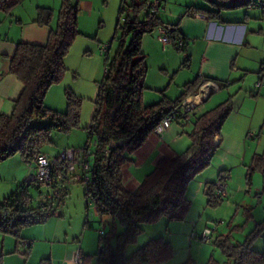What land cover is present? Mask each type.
Instances as JSON below:
<instances>
[{
    "label": "trees",
    "instance_id": "trees-1",
    "mask_svg": "<svg viewBox=\"0 0 264 264\" xmlns=\"http://www.w3.org/2000/svg\"><path fill=\"white\" fill-rule=\"evenodd\" d=\"M20 1L0 0V11L9 12ZM250 1L240 0L233 4L232 0H207L210 8L190 5L185 14L200 12L214 19L219 18L222 8L236 5L259 7L251 5ZM143 8L148 11L140 19ZM127 10L132 12L133 17L124 16L123 25L117 24L116 32L119 30L122 34L114 56L110 57L108 53L110 45L105 52L106 71L99 83L91 124L86 127L87 140L84 144L93 140L95 145L91 149L90 176L85 182L84 195L87 201L93 202L97 214H110L123 226V231L115 235L114 248L107 237H100L103 243L96 253L98 264H159L173 255L170 241L162 236L148 240L130 256L124 255V248L143 231L142 222H152L161 216L178 220L184 218L190 205L185 197L186 186L210 164L220 145L221 129L231 111V98L204 113L193 114L188 121L193 127L189 132L191 142L187 149L178 156L159 158L139 186L134 191L127 190L122 182L121 166L128 155L142 145L171 110L177 108L190 93H196L198 85L197 79H194L186 83L184 90L173 100L161 97L157 102L143 103L148 65L141 50V39L164 22L149 11V0L138 3L132 0L130 5L122 0L119 13ZM78 12L77 2L61 0L56 22L52 26L53 10L37 7L35 22L50 28L46 43H17L10 58L9 71L22 82L23 89L14 102L11 114H0V163L19 155L35 167L37 154H46L40 147L49 141L51 131L67 132L78 126L80 101L71 92L66 91L67 109L64 112L52 111L44 105L50 86L61 80L66 70L65 57L80 33ZM177 25L170 28L173 39L179 37ZM125 36H130L127 45ZM44 116H49L47 125L34 124L36 119ZM255 170L264 176V150L253 155L247 169L248 181ZM67 171L62 163L56 162L53 167L55 182L51 190L23 179L15 190L0 198V233H11L17 238L16 251L23 240L20 236L23 227L43 223L50 216H55L58 210L55 203L62 201L55 184L57 177L65 176ZM222 171H219L218 178ZM205 185L208 203L217 205L218 200L212 197L214 184L206 182ZM43 195L46 197L39 199ZM216 243L231 261L230 264H264V252L253 250L249 240L232 244L228 236L220 235ZM30 244L31 252V241ZM84 259L86 264L90 263L88 255L84 254ZM37 264L53 263L51 258L45 257ZM181 264L194 262L188 259Z\"/></svg>",
    "mask_w": 264,
    "mask_h": 264
},
{
    "label": "rangeland",
    "instance_id": "rangeland-1",
    "mask_svg": "<svg viewBox=\"0 0 264 264\" xmlns=\"http://www.w3.org/2000/svg\"><path fill=\"white\" fill-rule=\"evenodd\" d=\"M73 1L77 2L79 7L80 33L65 57L66 70L61 80L48 89L44 105L52 111L64 112L67 109L66 91L71 92L80 101L79 123L67 132L56 130L50 132L49 141L44 142L40 147V150L50 157L57 156L67 147H82L86 142V127L91 124L99 83L104 75L106 54L101 52V48L110 45L108 53L113 57L120 45L122 34L119 30L116 32L117 24L123 25L124 16L133 17L132 12L128 10L119 13L122 0ZM126 1L128 5L132 3V0ZM142 1L135 0L137 3ZM163 1L167 11L175 9L179 2V0ZM184 1L187 0H180L179 3ZM196 1L197 5L209 7L207 0ZM37 2L21 0L18 10L30 6L34 9L38 4L51 8L57 16L61 0H37ZM24 10L28 12L27 9ZM147 11L146 8L140 11V19L146 16ZM125 37L127 45L130 36ZM179 54L183 60V51ZM150 57L153 61V55L150 54ZM170 59L174 61V58ZM151 61L147 64V72L158 74L155 64ZM184 72L186 74V71ZM183 74V72L178 73L176 81H180ZM259 75L256 82L259 80ZM250 76L248 75V78ZM255 83L254 87L250 83H247L249 86L246 84L252 92L248 91L246 95L242 94L240 97L230 99L231 111L221 129L220 145L210 164L186 186L185 197L190 201V205L184 218L178 220L161 216L152 222H142L143 231L133 242L125 246V256H130L148 240L159 236L169 240L173 248V255L159 264H181L188 259L194 264H230L231 261L216 243L220 235L228 236L232 244L249 240L253 250L264 252V176L255 170L250 181L247 180V169L253 155L264 150V84L260 86V90H257ZM217 92L212 93L215 97L208 103V107H214L221 101L216 97L220 94ZM48 121L49 116H44L36 119L34 124L45 126ZM232 139H240V143L233 144ZM222 160L227 163L224 166L227 170H223L220 176L227 177L226 193L218 194L215 183L220 178L218 173ZM27 168L30 170V167ZM30 173L33 174L28 171L26 175ZM82 173V170L75 165L68 169L65 176L57 177L62 201L60 203L57 201L55 208L61 212L60 216L52 215L43 223L28 225L20 230L21 238L32 241L29 255L22 254L25 249L22 245L20 247L18 245V252L16 251L17 238L13 234L0 233V264H37L45 257L53 260L68 247L74 250L80 248L89 256L91 264H98L96 253L103 243L100 240L99 230L104 231L103 237H107L109 244L115 247V235L123 231V226L110 214L96 213L93 202L85 198V182L75 178L77 174ZM205 177L214 184L212 197L218 200L217 205L208 203L206 183L200 185ZM21 180L14 185L12 182L9 183L8 179L0 181V189H5V191L0 190L1 198L15 190ZM205 228L212 231L210 243H204L199 238Z\"/></svg>",
    "mask_w": 264,
    "mask_h": 264
},
{
    "label": "crops",
    "instance_id": "crops-1",
    "mask_svg": "<svg viewBox=\"0 0 264 264\" xmlns=\"http://www.w3.org/2000/svg\"><path fill=\"white\" fill-rule=\"evenodd\" d=\"M239 1L232 0V3L236 4ZM179 2L175 9L159 11L157 16L170 27L178 23L176 31L184 39L182 47L173 43L163 46L158 40L157 28L151 33L144 34L141 39V50L146 56L147 64L151 61L150 54L153 55L154 59L151 62L158 70V74L146 72L145 88L142 93L143 103L151 104L161 97L173 100L184 90V85L194 79L198 82L196 91L204 80L216 82L219 85L217 93L220 94L216 95L221 100L219 103L228 97L236 98L242 94L246 95L248 91H251L250 87L247 88L248 84L254 87L264 63V10L257 6L236 5L222 8L219 11V18L213 19L200 12L194 15L185 14L190 5L210 8V4L206 7L197 5L196 0ZM19 4L21 3L15 5L9 12L0 11V114L7 115L11 114L14 102L23 89L22 82L9 71L10 58L15 52L17 43L44 44L50 30L49 26H40L35 22L37 7L44 6L37 4L34 9L30 6V8L23 7V10L19 11ZM24 9L28 12L26 13ZM55 16L54 14V18ZM53 20L50 24L52 26L55 24ZM180 51L184 53L183 60L180 57ZM170 58H174V61ZM180 72L184 73L182 79L176 81L177 74ZM248 75L251 76L248 78ZM172 85H174L173 90ZM257 90H260V87ZM194 94V92L190 93L186 99L191 100L190 97ZM213 97L215 96L211 93L204 99L194 114L204 113L214 108L216 105L208 107ZM192 127V122L185 124L173 122L162 133L152 132L122 164L124 187L134 191L159 158H171L183 153L190 145L189 132ZM232 143L239 144L240 139H232ZM225 164H227L225 160H222L219 169L227 170L224 167ZM26 165L30 167V170ZM28 171L34 172V164L28 163L19 155H14L0 163V181L8 179L9 183L12 182L14 185L20 179L23 181ZM203 182H210V180L205 177L200 185ZM55 185L59 187L58 181ZM0 190L5 191L3 188ZM73 250L72 247L65 248L59 256L53 258L52 263L61 264L62 259Z\"/></svg>",
    "mask_w": 264,
    "mask_h": 264
},
{
    "label": "built area",
    "instance_id": "built-area-1",
    "mask_svg": "<svg viewBox=\"0 0 264 264\" xmlns=\"http://www.w3.org/2000/svg\"><path fill=\"white\" fill-rule=\"evenodd\" d=\"M251 5L256 4L260 8L264 9V0H251ZM166 10V5L163 0H149V11L157 14L159 11ZM158 40L163 46L173 43L178 47L184 45V39L179 36L173 39L170 33V26L166 23L160 24L157 27ZM108 49V45H104L101 48V52L105 53ZM106 69L104 68V72ZM264 84V69L260 71L259 80L255 83V88L258 89ZM219 85L212 81H203L197 88L194 98L191 100L185 99L177 108L171 110L153 129V133L159 134L166 130L173 122L187 123L192 118L194 111L198 105L203 102L211 93L217 91ZM196 97V100H195ZM217 140V139H216ZM95 145V141H89L88 144H84L82 147L74 148L67 147L61 151L57 157L50 158L44 153H38L35 159V167L33 174L30 173L25 176L27 182L32 181L39 185L51 190L52 185L55 182L53 167L56 162L62 163L66 169L77 165L81 170L82 174H77L75 178L79 181L86 182L89 179L88 172L90 168L91 149ZM108 152V150H107ZM30 163V162H28ZM226 175L219 178L215 183V188L218 194L226 193ZM43 195L39 199L45 198ZM55 216H59V211L55 212ZM100 237H103L104 231L99 230ZM212 231L209 228H205L200 235V240L204 243L211 242ZM21 245L25 248L22 251L23 255L30 253V241L23 239ZM61 264H86L84 254L80 248L73 250L68 256H65ZM91 264V263H89Z\"/></svg>",
    "mask_w": 264,
    "mask_h": 264
},
{
    "label": "bare ground",
    "instance_id": "bare-ground-1",
    "mask_svg": "<svg viewBox=\"0 0 264 264\" xmlns=\"http://www.w3.org/2000/svg\"><path fill=\"white\" fill-rule=\"evenodd\" d=\"M190 98H193V96H191ZM196 98V97H195Z\"/></svg>",
    "mask_w": 264,
    "mask_h": 264
},
{
    "label": "water",
    "instance_id": "water-1",
    "mask_svg": "<svg viewBox=\"0 0 264 264\" xmlns=\"http://www.w3.org/2000/svg\"><path fill=\"white\" fill-rule=\"evenodd\" d=\"M201 83H202V82H201ZM199 86H200V85H199ZM199 86H198V87H199Z\"/></svg>",
    "mask_w": 264,
    "mask_h": 264
}]
</instances>
